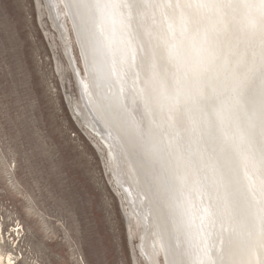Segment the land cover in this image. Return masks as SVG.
Wrapping results in <instances>:
<instances>
[{
	"label": "bare ground",
	"instance_id": "bare-ground-1",
	"mask_svg": "<svg viewBox=\"0 0 264 264\" xmlns=\"http://www.w3.org/2000/svg\"><path fill=\"white\" fill-rule=\"evenodd\" d=\"M46 3L63 38L72 30L74 111L109 170L113 158L146 264H206L222 240L247 259L264 208V0Z\"/></svg>",
	"mask_w": 264,
	"mask_h": 264
},
{
	"label": "rangeland",
	"instance_id": "rangeland-1",
	"mask_svg": "<svg viewBox=\"0 0 264 264\" xmlns=\"http://www.w3.org/2000/svg\"><path fill=\"white\" fill-rule=\"evenodd\" d=\"M50 13L46 0H0V212L27 229L11 251L22 264H146L108 151L74 111L72 30L63 38Z\"/></svg>",
	"mask_w": 264,
	"mask_h": 264
},
{
	"label": "snow or ice",
	"instance_id": "snow-or-ice-1",
	"mask_svg": "<svg viewBox=\"0 0 264 264\" xmlns=\"http://www.w3.org/2000/svg\"><path fill=\"white\" fill-rule=\"evenodd\" d=\"M110 3L111 0H96L94 6L102 10L109 7ZM120 6L122 8H130V5L123 3V0H121ZM115 63L118 66L114 67L113 74L117 78V82L120 83L135 64V55H131L130 58L121 57L120 60ZM0 111H3V109L0 108ZM193 183L195 184V181H193ZM261 193L264 194V187H261ZM192 207L195 206L192 205ZM0 217L5 221V226L0 228V250H2V254H0V264H22V260H17L11 249L13 242H15L16 247H19V243L24 239V236L21 235V230H23L24 235H26V226L22 220H20L18 224L15 222L8 223L9 218L6 212H0ZM12 228H15L16 231H11ZM250 235L251 239L246 246L247 259L242 261L233 259L232 257L235 253L231 243L222 240L221 244L223 247L219 250V257L216 260L207 261L206 264H264V208L261 209L259 229L250 232ZM9 237H11V239Z\"/></svg>",
	"mask_w": 264,
	"mask_h": 264
},
{
	"label": "water",
	"instance_id": "water-1",
	"mask_svg": "<svg viewBox=\"0 0 264 264\" xmlns=\"http://www.w3.org/2000/svg\"><path fill=\"white\" fill-rule=\"evenodd\" d=\"M48 5L50 6V3H49ZM79 97H80V95H79ZM80 99H81V97H80ZM75 108H76V106H75ZM75 108H74V109H75ZM110 159H111V161H112L110 172H111L112 176L114 177V181H115V176H114V171H115V170H114V162H113V158H112V157H111ZM115 186H116V185H115ZM116 192H117V194H118V193H122L123 191L120 192L119 190H117ZM122 194H124V193H122Z\"/></svg>",
	"mask_w": 264,
	"mask_h": 264
}]
</instances>
